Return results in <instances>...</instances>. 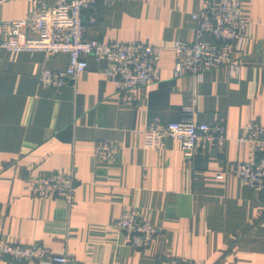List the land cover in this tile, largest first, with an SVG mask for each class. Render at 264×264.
<instances>
[{"label":"crops","instance_id":"crops-1","mask_svg":"<svg viewBox=\"0 0 264 264\" xmlns=\"http://www.w3.org/2000/svg\"><path fill=\"white\" fill-rule=\"evenodd\" d=\"M32 0H0V23L25 17ZM199 0H119L98 5L87 39L141 41L164 47L160 79L135 97L118 92L103 75L105 62L87 67L61 88L42 87V67L64 69L65 52L0 49V238L67 250L83 264H156L192 259L196 264H264V190L243 183L234 169L254 156L237 139L243 125H264V0H240L249 20L239 76L226 66L193 83L173 76L177 40L194 38L191 14ZM222 122L223 145H199L185 158L178 141L146 148L143 129L158 118L187 115ZM96 141L116 143L108 162L96 161ZM63 171L76 182L73 202L32 198L26 178ZM133 210L159 230L149 247L121 245L112 223ZM0 264H10L8 259Z\"/></svg>","mask_w":264,"mask_h":264},{"label":"built area","instance_id":"built-area-1","mask_svg":"<svg viewBox=\"0 0 264 264\" xmlns=\"http://www.w3.org/2000/svg\"><path fill=\"white\" fill-rule=\"evenodd\" d=\"M119 0H32L25 17L0 23V49L10 53L65 52L69 61L64 69L42 67L37 78L42 87L61 88L74 80L87 67V56L105 62L104 77L123 95L133 98L138 89L160 79V58L164 47L141 41L101 42L85 38L87 24L98 21L99 4L113 6ZM194 38L177 40L172 46L175 55L173 76H188L193 83L206 72L226 66L232 77L239 76L240 64L235 55L242 51L248 33L249 20L243 15L240 0H199L191 14ZM178 141L182 155L190 158L199 145L213 148L227 139L222 122H197L191 115L178 121H148L143 129L146 148L161 149L165 139ZM237 141L250 147L254 158L241 163L234 174L256 191L264 190V125L257 120L247 121ZM119 146L108 141H96L93 157L108 162ZM32 198H61L71 204L75 192V178L70 172H40L26 178ZM120 236L121 245L136 249L150 246L158 228L133 210L123 209L112 223ZM1 231V222H0ZM10 264H83L64 250L54 252L48 247L6 241L0 238V260ZM156 264H196L192 259L161 260Z\"/></svg>","mask_w":264,"mask_h":264}]
</instances>
